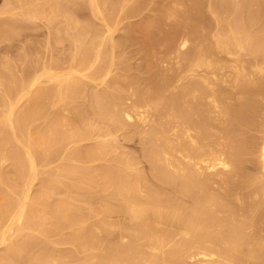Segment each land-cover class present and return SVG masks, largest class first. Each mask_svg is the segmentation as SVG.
Returning <instances> with one entry per match:
<instances>
[{"label":"bare ground","instance_id":"6f19581e","mask_svg":"<svg viewBox=\"0 0 264 264\" xmlns=\"http://www.w3.org/2000/svg\"><path fill=\"white\" fill-rule=\"evenodd\" d=\"M34 1L35 0H2L3 6L0 8V38H5L8 33H13L14 35L18 31L23 21H20L21 24H15V21L17 20V22H19L18 20L20 18L17 16L19 14L21 15L20 11H22V9L26 10L25 8L30 7V10H28L29 16L31 17L30 13L35 14L33 12L38 9V6L35 7L37 3ZM56 1L58 0H47L46 5H42L44 7L47 6L48 16L46 15V10L44 12L46 16L44 17L47 19L45 21L43 17L44 23H40L43 26L45 22L54 23L53 26L47 23L50 27L48 26L49 31L47 30L46 32L48 38L49 35L53 36V38L50 36L53 43L63 42L72 43L71 45L74 44V46L70 47L72 48L71 51L73 50L71 52L72 54L70 53L71 56L69 54V56H67L66 52V56L63 55L64 58L66 57V61L67 57L71 58V60L67 62L62 57H60L62 58L61 60L58 59L59 55L54 53V55H56L55 57H58L54 60H63L62 62H65V65L70 62V64L68 63V71L64 73L52 72L48 68L47 63L45 66L44 63L42 67V64H40L41 69L39 70L33 68L34 70L30 73L28 69L29 75L31 74L29 77L27 73L28 70L25 72L23 70V73L21 71L19 75L15 74L17 70L15 71L12 69L9 57L8 60L10 61L5 58L3 63L1 62L0 64L2 65L0 66V264H88L91 263V260L97 261L98 264H134L135 261V264H137L138 260H142V263L138 262V264H146L149 263V261H147L149 257L145 259L146 257L144 258V254L145 252L148 253L150 249L159 252L158 255V252L156 253L155 251V253H152L150 250V253L147 254L151 255L152 253L155 256L152 258H157L156 260L159 261L157 264H175L176 260L183 259L182 257L186 259V256L190 258L191 261L188 262V259L180 260L181 262L178 264H182L183 261L184 263L187 261V263L191 264L196 256L197 258H195L196 260L194 261L195 264H264V238L262 237L264 236V232L261 229V226L262 228L264 226V123H262L263 125L261 124L262 127L256 125L259 127L257 128L258 134L254 133L255 135H250L249 133L248 136L247 133L250 128V126H248L249 128L247 129V125L252 124L253 126L251 125V129L255 128L256 131L254 125L260 121L264 122V119L258 120L257 118V116L262 113L259 111L260 106L262 107L264 104V75L262 76L261 74L262 77H257L255 80L253 79L254 81L248 79H252L250 76H254L255 71L259 73L257 71H260V69L264 67V12L261 10V5H264V0H209L210 5H208L206 1L207 6L204 5V0H174L173 3L171 2L172 4L170 1L173 0H168L170 4L166 2L167 0H153L155 1L153 6L157 3L154 7H149L152 9H150L151 13H153L147 16L149 11L147 15H144V17L146 16L145 18L142 17V19H144L142 21L141 14L140 18H138L140 20H138V22L135 20L136 23H132L134 20H132L131 23L127 22L125 25L121 23L122 28L119 24L120 27H118V31L120 34H118L120 36H118L115 31L117 34L115 38L110 34L114 32L113 30L117 26L115 24L118 15L123 14L125 18H128L130 13H136L132 12L135 6L138 4L137 7L140 9L141 5L139 4H141V2L145 4L144 2H147L146 0H134L135 2L131 0H63L65 2L63 4L64 10H62L63 7H60L62 10L61 13H59L60 9L58 5L62 3H59V0V4L55 5ZM158 2H163V4H158ZM174 5H178L180 7H178L179 10L176 9ZM148 6L149 3L147 8ZM15 7H18L19 13L13 12ZM40 10H42V8H40ZM142 10L144 12V7ZM227 10L231 11V15L225 14L230 16H226V18L224 13H226ZM1 11H5V15L1 16ZM84 11H87L89 15L88 18L82 16ZM6 12H9L10 15H7ZM23 12L24 14L27 13V11ZM36 14L38 15V13ZM41 14H43V11ZM126 15L128 16L126 17ZM19 17L23 19V17L26 18L27 15ZM40 17L42 16L37 18L39 19ZM96 17L101 20V23H96L94 19ZM167 17H171V20H167L168 23L166 22ZM27 18L25 21L27 20L28 22L29 19ZM31 19L34 20L36 18L31 17ZM110 21L115 22V27L109 24ZM163 22H166L167 25H164ZM24 23L25 22H23V24ZM13 24L16 27H14ZM27 24L29 25V23ZM31 25L32 27L35 26L33 24ZM21 27L20 30H23V32L26 27L31 28L30 25ZM120 28L123 30L120 31ZM31 30L33 29L31 28ZM178 34H181V38ZM177 36L180 38V42L178 40L179 47H189L186 50L184 48V51L179 48L181 50L180 58L178 57L179 49H176L175 54L173 53L175 58H170L172 57V52L175 50L174 45H176ZM43 39L41 41H43ZM23 40L26 39L23 38ZM35 40L36 38L34 41ZM30 42L32 41L30 40ZM35 43L36 42H34V44ZM47 43L48 41L46 44ZM126 43H135L143 47L146 45L147 48L145 50V48L141 47L145 51L143 52L144 60L140 62L141 64L139 63L140 65L137 64L139 65L138 68H135L137 73L134 72L133 69L134 75L131 76V71L126 72L124 70V72L128 73L127 75L131 74L130 77L125 76L126 73L124 75L123 71L111 70L113 67L108 68L117 60H119L117 61L119 63L122 62L120 59L116 58L119 53H116L115 56L114 51L116 47H128L129 50H127L128 48L126 50L131 51V46H125ZM41 44L42 43H40V45ZM25 45L26 44H24V46ZM106 45L107 47H103L102 50L101 46ZM154 45L161 48V50L158 48L161 54L156 50ZM30 46L31 44L29 43V47ZM147 46L150 47L149 52L155 50L163 57L171 55L170 57L168 56L169 60L164 58L168 61H170V59L171 61L175 59V63L177 61L176 57L179 59L177 62H180L181 59L180 65L175 63L179 68L180 66H184V64L186 65V67L184 66L185 69H183L184 67L182 68L184 71L181 69L183 71H180L181 74H189L196 67L197 69L200 67V70L203 68L205 70L203 69L202 72L200 71L203 74L200 73L196 77L189 76L187 78L185 76L186 79L183 82L181 79L182 83L180 82V84H177L175 81L178 78L177 76L181 74L177 75V72L172 73L173 71L170 70L172 72H168L171 74L165 75L167 68H172L170 65L174 68L176 67L175 64L171 62L172 64L166 66L167 63L165 61L167 60L162 58L164 63H166V68L163 65L166 72L164 68L163 70L162 68H156L158 65L162 66L163 62L160 63L159 61L161 58H159L160 60L157 59L159 55L156 53V56L154 53L156 56L155 59L160 63L157 66L154 65L156 64V60L153 59V51L151 53H146L149 49ZM39 47L40 46H38L37 49L35 46L36 51L41 48ZM52 47L53 46H51V48ZM63 47L65 49V46ZM63 47H59L58 49L61 48L63 50ZM88 47L98 48L93 57H89L91 54H88V52H91V50ZM70 48H68V50ZM27 49L29 50V48ZM33 49L32 47V50ZM44 49L46 50V46ZM117 49L120 51L119 47ZM123 49L122 47V50ZM42 50L40 49V51ZM36 51L32 57L30 55V57L25 55L29 57V59H27L28 61L25 60L28 62V65L23 60L24 67L26 65L28 67L29 65L35 67L38 64L36 54H39V52ZM127 51L124 52L123 50V53H127ZM30 53L32 52H27V54ZM63 53L64 52L61 54ZM123 53L120 54L124 55ZM143 53L138 54L141 56ZM47 54L50 56L49 53ZM47 54L45 56L46 58ZM147 55H149V58ZM249 55L252 56L251 60L248 57ZM247 58L249 61H247ZM45 59H43V61L47 62L48 60L45 61ZM150 59H152L153 62L155 60V63ZM51 60L49 59V62H51ZM15 61L13 62L12 60L13 64H15ZM20 61L19 59V62ZM40 61L42 62V60ZM56 61H53L54 65ZM105 61L107 62L102 63ZM95 62L97 65L98 63L100 65H98V67L94 66L93 64ZM182 62H184L183 65H181ZM116 63L114 65H116ZM101 64H105V67L107 65V69L105 70V67H102ZM246 64H252V70L250 69V71H248V65ZM115 68H117V66H115ZM53 69L56 68L53 67ZM123 69L124 68H122V70ZM263 69L264 68H262V70ZM2 70L3 73L5 72L4 74ZM177 70L179 69L177 68ZM253 70H255L254 73ZM111 71L114 72L110 74V76L109 72ZM225 72H230L229 74L232 77H230L231 81L234 82L225 81V78L230 76H227ZM224 75L226 77H223ZM99 76H101V78L105 76L108 77L107 79H105L106 77L104 78V82L102 81L103 86L101 87L99 82H95L96 84H92V89L94 88V90L85 91V82H87V80L85 82L83 81L86 78L93 80L98 77L99 79ZM41 78L44 84L39 86L38 83L42 81L40 80ZM226 80L228 79L226 78ZM177 81L180 80L178 79ZM222 82L226 84L225 86L231 83L230 86L233 85V87L231 86L233 91H235L234 83H236L235 87L237 91L239 90V94L236 91L238 95H233V92H231L232 90L224 87ZM39 84H41V82ZM97 84H99V87L97 86L99 89H95L96 86L94 85ZM132 87H137L140 92L142 87H146V90L142 89L144 92H141V94L138 90L134 91L136 88L133 89L136 94L139 92V97L133 96L137 100L136 103H134V98L130 97L129 94ZM206 87H210L211 89L207 88V93L204 94L206 98H201L200 100L210 99L211 97L212 104L214 103L215 107L217 105V108H214L215 112L219 110L218 106L222 108V110L220 109V111H218L219 114L217 113L219 116L222 115L221 117L217 116L215 118L216 114L209 110V108H212V104L211 107H209L211 99L208 100V102L204 100L206 103L203 101L200 104L194 102L197 104L196 106L190 102L193 98H196V92L199 93L203 89L206 91ZM222 88H226L229 90V94H232L231 96L228 94L231 97H229L230 99L235 96V98L232 99L233 102L235 101L233 104H230L231 101L227 98L228 96H226L228 100L222 97V101H229L230 105H225L227 102L224 104L221 99L222 105H218L220 101H217L215 97L211 96L213 93L208 92L212 91L214 95L216 93L215 91L218 92V95H221V92H223L222 95L227 94L228 92ZM127 90H129V92ZM164 91L171 93L168 94L166 92L167 95H165L166 93ZM87 92L89 93L87 94ZM191 92L195 94V97H192L193 95ZM208 93L210 96L207 95ZM125 94H128V99H133L132 105H130V99L127 101H129V106L134 105L131 109L135 107L133 110L135 115L132 114V111L129 113L126 110L128 106L124 103L126 102L124 100V98H126ZM189 95L192 96L190 97ZM202 95L200 94L199 96L201 97ZM215 96L216 98L219 97L217 95ZM256 96L261 97L259 101L262 102L260 104L259 101L255 99ZM77 97L78 100H81L78 101ZM188 97L191 98L190 101ZM73 98L76 99L74 100ZM194 99L193 101H195ZM72 100H77L78 102H72ZM122 100H124V102ZM122 102L123 106L126 105L124 106L126 107L125 109L124 107L122 109ZM141 103H143V108L144 106L148 107L147 109L144 108L146 111L142 109ZM207 103H209V105H206ZM140 109L144 112H141ZM148 109H151L154 114L156 111L155 116H161L160 119H155L153 112H151L150 116L148 114L149 117L146 116ZM158 110L160 112L159 115H157L159 113H157ZM194 111L198 112V118L196 119L195 117L193 120L192 113ZM209 111L210 113L208 114ZM85 112L90 113L87 114L89 117H91L90 115L92 114L95 120H100L99 122L102 120L103 122L108 121V126L112 125L113 128L121 126L118 128V131L120 132L119 129H121L123 134L125 131L122 130V125H126L127 121L129 124L130 121L134 120V125L131 122L130 125L127 124L129 128L132 125L134 126L130 128H133V130H129V133L135 130L139 132L137 129L139 126H141L140 131H143V123L146 124L145 126L148 124L146 128L144 127L143 134L142 132L138 134L140 139L142 135L144 139L147 140V144H145V140L142 139L144 145H147L146 148L145 146L143 147L145 149L144 152H142V156L147 159L145 161L150 163V172H146L148 169H144L146 170L145 172L148 174L150 173L155 180L157 179L156 183L157 181L159 183L160 180L163 181L162 184H164V181L169 183L172 186L171 188L177 191L176 193L180 192L182 197H185L187 201L184 200L183 203L179 198H176L178 195L173 194L174 191H171L172 189L170 190L172 193L169 191L171 194L168 193V191L156 189L153 186L154 183L152 185V181L150 182V179H147L149 176L145 179V177L141 175V171L138 170L141 168L140 165V168H137L136 165L130 162V159L128 161L126 157L125 163L128 161V163L130 162L131 164H125L123 162L125 159L122 154L121 156H119L120 154L117 155L119 150L117 151L116 147H114L115 145H112L114 142L111 140L108 141L109 137L107 135L109 132H112L111 136H113L115 132H113V130L106 132L105 130V134H107L106 137L105 134L103 135L100 131H103L105 128H99L102 127L103 123H101V125L99 124L98 127L100 133H98V130V132L95 130L97 134H94L95 139L96 136L100 137L102 135L108 140L102 137V139H94L95 142L91 144H87V141L83 143L85 139L90 138L92 135L90 131L97 129H93L91 126L93 125L94 127V124H92L93 118H90V121H92L91 123L88 122L89 120L86 121V116V119L83 117V114L86 115ZM258 112L260 113L258 114ZM148 113H150V110ZM71 114H75V117L70 116ZM262 115L264 116V114H261L260 117H263ZM132 116H137L138 119H136L138 123L135 122L136 119H134V117L132 118ZM147 117L150 119L148 123L146 122L148 121ZM124 119L128 120L125 121ZM139 123L141 125L138 126ZM171 125L173 127L172 132L169 129ZM178 125L184 128L181 132L186 134L185 136H181L180 132L178 133ZM128 126H126V128ZM212 127L216 128L217 131ZM243 127H245L247 131H245ZM209 128H212V132L216 131V133H212V136L218 133V138H216L215 135L214 138L216 139H209ZM190 129H194L193 131H196V133H192L193 131H189L190 133H188ZM124 130L126 129L124 128ZM253 131L254 130H252V133ZM246 133L247 136L244 135L245 137H243L242 135ZM220 134L225 136L229 135V139L233 136L235 139L234 140L232 137L233 141L232 139L229 141L228 151L221 149L223 148L221 147L223 143L222 139H220ZM127 135L129 134L127 133ZM91 138H94V136H91ZM135 138L137 139V137ZM221 138L224 140L223 136ZM69 139L72 141L71 143ZM215 146H219L222 151L219 149L217 152L219 147L214 148ZM7 147L8 149L6 150ZM204 148L211 153L213 149L214 151L216 149L217 154L213 156L214 158H211L212 160L210 159L211 155H209V153H206L208 157L204 155L203 151V156L199 155L200 149L202 150ZM116 151L117 154L115 153ZM140 154L141 152L139 153V157ZM132 155L134 156V154ZM129 156L130 154L127 157ZM141 158L144 160L143 157ZM198 159L202 160L203 163H201V165H206L205 169L207 168V172L211 170L210 168H215V166L220 165L225 167L226 172L228 171L229 173L232 172L231 170L233 169L230 166L234 167V165L238 164L234 169H238L239 175L235 170L230 174L235 177L237 173L239 178H244L247 181L246 187L248 190L250 189V192L247 191L246 193V202H244V198L239 201V209L241 210L239 211L241 214L239 219L234 217L233 212L235 210L233 207H230L232 206L231 202L226 201L228 197L225 199L226 196H220L219 194L222 192L218 195L216 194L218 191H221V186L225 188V181L220 185L218 191L216 190L217 188H215L220 184H218V182H220L219 177H221L222 181L225 176L222 177V175L219 174L220 176H216L218 178H213L214 180H219L215 182L212 180V177H210V175H213L210 173L212 170L209 172L210 175L206 171L207 174L201 175L199 172L202 168L199 170L200 168L197 164L200 161ZM132 160L133 162L136 161L135 157H132L131 161ZM245 161L247 165L249 162L250 165L257 166L256 168L259 172L255 170L256 168H253L254 170L251 171L256 175H251L250 172L248 174L247 172L250 171L248 170L249 168L247 169L248 171L243 169L247 174L243 170L241 171ZM52 162L55 163L50 165ZM4 163L7 165L4 166ZM228 166L229 168H227ZM218 169L217 172L219 173L223 168L221 170ZM217 172L213 171V173H216L215 175L218 174ZM236 177L234 179L229 178L231 184L229 180V182L226 180L228 177L224 179L228 182V184H226L228 186L227 188H229L227 195H229L230 187L232 185L235 186L234 181H236ZM210 178L212 182H215L211 185L216 184L215 187L214 185L212 186L215 188V192H213L214 190L211 192V188H208L210 194L207 195L206 193L208 192H206V190ZM60 187H62L61 190H59ZM164 187L166 188L167 186L164 185ZM232 187L231 189L234 188ZM56 189L59 191L57 190V192H55ZM233 190H231V194ZM223 191L225 192V190ZM250 194L251 196H249ZM232 195L231 197H233ZM236 195L240 197V194L237 193ZM235 197V199L238 198V196ZM93 199L97 200V203L94 202L95 205L93 204ZM237 202L235 200L236 206L238 205ZM224 207L228 208V212H221L225 209ZM221 208L222 210L219 214ZM236 209L239 210L237 207ZM113 211H117V214H122L124 216L123 219L125 218L128 220H126L127 222L123 224L121 228L117 223L119 221H116L117 226L122 230L123 237L125 236L121 239L125 240L126 236L132 235L134 238L141 237V241L137 240V242H134L133 240L135 239H129L127 241L123 240V242L119 239H115L107 240L104 243L100 240L103 237L98 235L101 230L109 231L110 229H115L112 228L114 225L113 223H111L113 225L108 224L106 223L108 222L106 219V221L102 219L103 215H108V213L111 214ZM239 212L237 211L238 215ZM227 213L230 214L228 215ZM246 215H248V218H251L248 220L249 222L247 221L248 224L243 222ZM94 217L100 218V221L97 222L98 224L92 221ZM142 218L144 221H141ZM161 219H169L170 223L167 221L168 224ZM97 220L95 219L94 221ZM160 221L166 222L167 226L163 225L152 230L151 226L154 228L156 224L161 225ZM178 222L184 224L181 225L183 227L185 225L189 226V230L184 231L182 234L177 230V233L181 235L177 237L178 234H176L177 239H172V243L166 244L169 238L168 236L173 232L175 223L178 224ZM246 225L254 227V229H250L251 232L254 230L251 234L246 232L249 229L248 226L247 229ZM245 229L247 230L245 231ZM258 230H261V233ZM107 235L108 233L106 232V236ZM52 236H55L56 239H54L55 237L52 238ZM171 237L172 236H170L169 240H171ZM105 238L107 239V237H104V239ZM247 242H250V246L247 245L249 248L247 249L246 247L247 250H245V248H240L242 246L239 245L244 243L247 244ZM66 243H68L70 248L64 250L65 247H62L63 244ZM170 245L174 246V248L172 247V249ZM141 246L146 248H143L145 252L142 251ZM244 246L246 245H243V247ZM168 247L171 249L167 250ZM89 249H91L90 253ZM84 250H87V254L85 253L86 255L84 253V255L81 254ZM133 260H135L134 263ZM95 262L93 263L97 264Z\"/></svg>","mask_w":264,"mask_h":264},{"label":"rangeland","instance_id":"374dc122","mask_svg":"<svg viewBox=\"0 0 264 264\" xmlns=\"http://www.w3.org/2000/svg\"><path fill=\"white\" fill-rule=\"evenodd\" d=\"M38 1H39V0H35V1H34V2L37 3V5H36V3H35L36 6H35V5H34V6H35V7L38 6V7H37L38 9H37L35 12H33V13H35V14L38 13V15L36 14V15H37V16H36L35 14L30 13V14H31V17H32V18H36V19H34V20L31 19V17L29 16V11H28V10H30V7H27V8H25L26 10H23V9H22V11H20V12H21V15L19 14V15L17 16L18 18H20V19L18 20L19 22H17V20L15 21V24H21L20 21H21V22L23 21V22H25V23L23 24V22H22V25H21V26L24 27V26H29V25H30V27H31L33 30H31V28H27V27H26V29L24 28V29L26 30V31L24 30V32H25V33H24L23 30H20L22 27L19 26V25H17V26L20 27V28L18 27V28H19L18 31H17L18 33L16 32L14 35H13V33H8V34H6V35H7L9 38H8L6 35H4V36H6L5 38L3 37L4 39H3L2 37H1L2 39L0 38V57L2 58V59L0 58V60H1V61H0V64H1V62L3 63V61H4L5 58H7L6 60H8V57H9V59L11 60L10 65L12 66V69H13V70H15V71L17 70V72L15 73V74H17V75H19V73H20L21 71H22V73H23V70H24V72H25V71H27V70L29 69V70H30V73L32 72V70H34L33 68H36V69L39 70V69H41V67L43 66L44 63H45L44 66H45L46 63H47L48 68H49L52 72H56V73H64V72L68 71V69H69V67H68V63L70 64V62L66 63V65H65V62H62L63 60H62V61H60V60L63 58V59L66 61V59H65L66 57H65V58L63 57V55L66 56V55H65V52H66L67 56H69V55L71 56V54H72L71 52H72L73 50L71 51L72 48H70V47L74 46V44L71 45L72 43L70 44V43H63V42H59V43H56V44H55V43H53L52 40H51V39L53 38L52 35H49V38L47 37V33H46V32H47V30L49 31V27H50L51 25L53 26L54 23H53V22H51V23H48V22H47V23L50 25V26H49V25H47V23L45 22L44 26L42 25V24L44 23V20L46 21V19H47V18H45L44 16H46V15L48 16V14H47V13H48L47 6L44 7V6L46 5V3H47V0H40V1H39V2H40V6H39V2H38ZM131 1L135 2L134 0H131ZM143 1H145V0H143ZM146 1L149 3L148 8H147V5H148L147 2H144L145 4H142V2H141V4H139V5H141V6H140V9L137 7V6H138V4H137V5L135 6L134 10H136V9H138V10H136V11L133 10L132 12H136V13H135V14H134V13H133V14L130 13L131 16H130V15H129V16L126 15V17L128 16V18H125V15H123V14H122V15L119 14V15H120V18H122V19H120V18H119V15H118L117 20H116V24H115V25H117L116 27H117V28L120 27L121 23H124V24H122V25H125L127 22H128V23H129V22L131 23L132 20H134V21H132V23H136L135 20H137V22H138V20H140V19H138V18H140L141 14H142V16H141V21L144 20V19H142V17H144V15H147L148 12L150 11V9H151L152 7H154V6L157 4V3H156V4H154V6H153V3H154L155 1H153V0H146ZM156 1H157V0H156ZM158 1H159V0H158ZM206 1L208 2V5H210L209 0H204V5L207 6V2H206ZM41 2H42V3H41ZM58 2H59V0L55 2V5H56V4L58 5L59 3H62V4H61L62 6H61V5H58V6H59V9H60V10L58 9V10L60 11L59 13H61L62 10H64V6H63V4H64L65 2H64L63 0H60L59 3H58ZM151 2H152V3H151ZM163 2H164V1H163ZM163 2H162V3H161V2H160V3L158 2V4H163ZM166 2L168 3L169 1L167 0ZM171 2L173 3L174 0H173V1H170V3H171ZM146 3H147V4H146ZM167 3H166V4H167ZM170 3H168V4H170ZM172 3H171V4H172ZM263 3H264V2H263ZM263 3H262V4H263ZM43 4H44V6H42ZM164 4H165V2H164ZM55 5H54V6H55ZM143 5H144V6H143ZM151 5H152V6H151ZM2 6H3V2H2V0H0V8H1ZM58 6H57V7H58ZM142 6L144 7V12L146 13V11H147L146 14L143 12V10H142L143 7H142ZM174 6H175V5H174ZM261 6H262V9H261ZM261 6H260V9L263 10V12H264V8H263L264 5H261ZM32 7H33V6H32ZM55 7H56V6H55ZM60 7H63V9L61 10ZM133 7H134V6H133ZM145 7H146V9H145ZM149 7H151V8H149ZM178 7H179L178 5L175 6V8L179 10L180 7H179V8H178ZM40 8H42V10H40ZM44 8H45V9H44ZM175 8H174V9H175ZM13 9H14V8H13ZM43 9H44V10H43ZM147 9H148V10H147ZM260 9H259V10H260ZM18 10H19L18 7H15V9L13 10V12H14V13L18 12V13H19ZM46 10H47V11H46ZM151 10H152V9H151ZM23 11H27V13L24 14ZM42 11H43V14H41ZM45 11H46V15H44V14H45V13H44ZM22 12H23V13H22ZM40 12H41V13H40ZM225 12H226V11H225ZM260 12H261V11H260ZM263 12H261V13H263ZM86 13H87V11H86V12L84 11L82 16H83V17L86 16V17L88 18L89 15H88V13H87V14H86ZM152 13H153V12H152ZM152 13H151V11H150L149 14H148L147 16H149V15L152 14ZM230 13H231V11L227 10V12L224 13V15H225V14H227V15H231ZM6 14H7V15H10L9 12H6ZM40 14H41V15H40ZM85 14H86V15H85ZM2 15H5V11H4V12L1 11V16H2ZM24 15H27V17H30V18H27V17H26V18L29 19L30 21L28 20V22H27V20L25 21L26 18L23 17V19H21L22 17H19V16H24ZM138 15H139V16H138ZM227 15H225V17H226ZM35 16H36V17H35ZM39 16H42V17H40V18L38 19L37 17H39ZM121 16H122V17H121ZM133 16H134V17H133ZM43 17H44V20H43ZM123 17H124V18H123ZM130 17H131V18H130ZM145 17H146V16H145ZM145 17H144V18H145ZM227 17H230V16H227ZM227 17H226V18H227ZM129 18H130V19H129ZM94 19H95L96 23H101V20H99L97 17L94 18ZM94 19H93V20H94ZM124 19H125V20H124ZM127 19H128V20H127ZM31 20H32V22H31ZM36 20H37V21H36ZM38 20H41V21H38ZM112 20H113V19H112ZM120 20H121V21H120ZM167 20H168V21L171 20V17H167V18H166V22H167ZM42 21H43V22H42ZM95 21H94V22H95ZM98 21H99V22H98ZM114 21H115V20H114ZM114 21H113V22H112V21L109 22V24H111L112 27H113V26L115 27V25H114L115 22H114ZM119 21H120V22H119ZM141 21H140V22H141ZM30 22H31V23H30ZM35 22H37V23H35ZM40 22H41L42 24H41ZM111 22H112V23H111ZM117 22H119V23H117ZM166 22H165V23L163 22L164 25H165V24L167 25L168 22H167V23H166ZM27 23H29V25H28ZM38 23H40V24H38ZM26 24H27V25H26ZM31 24H33V25H35V26L32 27ZM119 24H120V25H119ZM13 25H14V24H13ZM36 25H37V26H36ZM40 25H41V26H40ZM122 25H121V28H122ZM11 26H12V25H11ZM38 26H39V27H38ZM48 26H49V27H48ZM5 27H6V26H5ZM12 27H13V26H12ZM14 27H16V26L14 25ZM34 27H35V28H34ZM45 27H46V28H45ZM116 27H115L114 30H113L114 32H113V33L111 32V34H110V35L113 36V38H115V37L117 36L118 33L120 34V32L118 31L119 28L117 29ZM47 28H48V29H47ZM121 28H120V31L123 30V29H121ZM116 29H117V30H116ZM19 30H20L21 32H20ZM115 31L117 32V34H116ZM28 32H29V33H28ZM30 32H31V33H30ZM22 33H23V35H22ZM45 33H46V34H45ZM114 33H115V36H114ZM121 33H122V32H121ZM10 34H11V36H10ZM19 34H20V35H19ZM119 34H118V36H120ZM15 35H16V36H15ZM21 35H22V36H21ZM44 35H45V36H44ZM110 35H109V36H110ZM180 35H181V34H178V36H180ZM43 36H44V39H43ZM50 36L52 37L51 39H50ZM178 36H177V38H176V39H177V42H175L176 45H177V43H178V40L181 38V36H180V38H179ZM34 37L36 38L35 41H34V39H35ZM10 38H11V39H10ZM15 38H17V39H15ZM23 38H25L26 40H23ZM31 38H33V39H31ZM46 38H47V39H46ZM42 39H43V41H41ZM48 39H50L51 41L48 40ZM30 40H31L32 42H30ZM37 40H38V41H37ZM27 41H28V42H27ZM44 41H46V42L48 41V43L46 44V42H44ZM23 42H24V43H23ZM25 42H26V43H25ZM34 42H36V43H35L36 45L34 44ZM85 42H86V41H85ZM85 42H84V43H85ZM179 42H180V40H179ZM29 43L31 44L30 47H29ZM37 43H38V44H37ZM40 43H42V44H41L42 46L40 45ZM50 43H51V44H50ZM52 43H53V44H52ZM84 43H83V44H84ZM24 44H26V45L24 46ZM59 44H60V45H59ZM67 44H68V45H67ZM69 44H70V45H69ZM37 45L41 47V48L39 47L41 50L43 49L42 51H40V49L37 50V51L39 52V54L37 53L38 55L35 53L36 56H37V59H38V64H37L38 67H37V65H36L35 67H34V66L32 67L31 65H29V67H28V66H27V65H28L27 63H28V62H26L25 60L29 59L30 56H31V57L34 56V52L36 51V48L38 49V46H37ZM43 45H44V46H43ZM47 45H48V46H47ZM49 45H50V46H49ZM61 45H62V46H61ZM129 45L131 46V47H130V48H131V49H130L131 51H127V50H129V48H128V47H124V46H118L119 49H120V51L117 49L118 47L115 48V51H114V52H115V56H116V53H117V54L119 53V55L116 56V58H117V59H120L122 62H123V61H124V62H123V63H122V62L119 63V62H117V61H119V60H117V61H115V63L117 62L116 65H114L115 63H113L112 65H114V66L111 65V67H108V68H112V67H113L111 70H114V71H120V72H121V71L124 72V70H125L126 72L131 71L130 73H132V75H131L130 73H129V74H130L131 76H133V75H134V72H136V69H135V68H136V67L138 68V66L141 64L140 62L144 60V57H143V56H144V53H143V52H145V51H144L143 48H145V50H146L147 48H146V45L143 47V46L137 45V44H135V43H130V44H127V43H126L125 46H129ZM134 45H135V46H134ZM176 45H174V46L176 47ZM21 46H22V47H21ZM26 46H27V47H26ZM35 46H36V48H35ZM45 46H46V50L44 49ZM51 46H53V47L51 48ZM63 46H65V49H64ZM68 46H69V47H68ZM136 46H137V47H136ZM154 46H155V45H154ZM32 47L34 48V49H33L34 51L32 50ZM47 47H48V48H47ZM59 47H61V48L63 47V50H62L61 48L58 49ZM67 47L70 48V49L68 50ZM99 47H100V46H99ZM103 47L106 48L107 45H106V46H101L102 50H103ZM122 47L124 48V49H123L124 52L127 51V53H123ZM135 47H136V48H135ZM141 47H143V48H141ZM147 47H148V46H147ZM175 47H174L175 50L172 52V57H170L171 55H170V56L168 55L170 58H175V56L173 55V53L175 54L176 49H179V48H180L182 51H184V48H185V47H179V43H178V46H177L176 48H175ZM188 47H189V46H187V47L185 48V50L188 49ZM27 48H29L30 51H29ZM30 48H31V49H30ZM88 48H90V50H91V52L89 51L88 54L90 53V54L92 55V56L89 55V57H93V56L95 55V52H97L98 48H97V47H95V48H94V47H88ZM96 48H97V49H96ZM101 48H100V49H101ZM127 48H128V49H127ZM148 48H149V49L147 50L148 52L146 51V53H151V52L153 51V55H154V53H155V54H156V53L158 54V52H156L155 50H152L151 52H149L150 47H148ZM151 48H152V47H151ZM155 48H156V50H158V48L161 50L160 47L155 46ZM155 48H152V49H155ZM21 49H22V50H21ZM24 49H25V50H24ZM52 49H53V50H52ZM57 49H58V50H57ZM66 49H67L68 51H70V52H68ZM95 49H96V50H95ZM100 49H99V51H100ZM116 49H117L119 52H118ZM126 49H127V50H126ZM180 49L178 50V51H179V53H178V55H179L178 57H179V58H180V54H181V50H180ZM19 50H20V51H19ZM48 50H49V51H48ZM50 50H52V51H50ZM64 50H66V51H64ZM93 50H94V51H93ZM132 50H133V51H132ZM18 51H19L20 53H19ZM23 51L25 52V54H24ZM37 51H36V52H37ZM44 51H45V52L47 51L46 54H47V53L50 54V56L47 54V58H48V59L45 57L46 54L44 55V53H45ZM58 51H59V52H58ZM87 51H88V50H87ZM92 51H93V52H92ZM99 51H98V52H99ZM116 51H117V52H116ZM154 51H155V52H154ZM158 51H159V50H158ZM16 52H17L18 55L16 54ZM27 52H28V53H29V52H32V53L27 54ZM40 52H42V53H40ZM43 52H44V53H43ZM56 52L59 53V54H57ZM62 52H64V53L61 54ZM67 52H68V53H67ZM135 52H136L137 54H136ZM159 52H160V54H161V51H159ZM54 53H55L56 55H59V56H58L59 58L57 57L58 59H60L59 61H58V60H57V61L54 60V59H57V58L55 57L56 55H54ZM70 53H71V54H70ZM92 53H94V54H92ZM120 53H123L124 55H121ZM138 53H140V54L143 53V55L140 56ZM146 53H145V54H146ZM60 54H61L62 56H61ZM68 54H69V55H68ZM157 54H156V56H157ZM170 54H171V53H170ZM15 55H16V58H15ZM21 55H22V56H21ZM25 55H27V56L30 55V56H29V57H26ZM40 55H41V56H40ZM51 55H52V57H51ZM158 55H159V54H158ZM19 56H20V57H19ZM39 56H40V58H39ZM48 56L51 57V58H49ZM120 56H122V57H120ZM127 56H128V58H127ZM147 56H148V58H149V55H147ZM147 56H146V57H147ZM150 56H151V55H150ZM156 56L154 55V58H153V59H155ZM160 56H161V55H159L157 59L161 58L162 61L159 59V60H160L159 62H160V63L163 62V64H162V66H161V65H158V64H160V63L157 61V59H155V60H156V64H154V65H156V66L158 65L157 67L155 66L156 68H162V70H163V68H164V66H165L166 63H167L166 66H167L168 64H169V65L172 64L171 62L174 63V60H175V59H174L173 61H171V59H170V61H168V60H169V57H168V56H167V57H163V56L160 57ZM176 56H177V55H176ZM12 57H13V58H12ZM17 57H18V58H17ZM44 57H45L46 59H45ZM60 57H62V58H60ZM123 57H124V58H123ZM141 57H143V58H141ZM146 57H145V58H146ZM151 57H152V56H151ZM178 57H176V60H177V61H179ZM248 57L250 58V60L252 59V56H251V55H249ZM14 58H15V59H14ZM21 58H22V59H21ZM23 58H24V59H23ZM52 58H53V59H52ZM121 58H122L123 60H122ZM162 58H163V59H164V58H167L168 60H167V59H164V60H167L168 62L165 61L166 63H164V60H163ZM19 59L21 60L20 62H19ZM43 59H45V61H47V60H48V61H47V62H44ZM49 59H50V60L52 59L53 61H56V64H57V62H58V64L62 62L65 66H64L62 63L59 64L60 66H59L58 64H57L58 66H57L56 64H55V65H56V66H55V65H54V62H53L52 60H51L52 63L49 62ZM125 59H127V60H125ZM10 60H8V61H10ZM12 60H13V62L16 60V61H15V64H16V65L13 64ZM17 60H18V61H17ZM23 60H24V62L27 64V65L25 64V65H26L25 67H24V62H23ZM40 60H42V62H41ZM69 60H71V58H70V57H67V61H69ZM150 60H152V59H150ZM155 60H154V62H153V60H152V62L155 63ZM27 61H28V60H27ZM67 61H66V62H67ZM177 61H176L175 63H176V64L178 63V65H180L179 63L181 62V59H180V62H177ZM182 61H183V60H182ZM247 61H249L248 58H247ZM18 62H19V65H18ZM106 62H107V61L102 62V63H106ZM157 62H158V63H157ZM118 63H119V64H118ZM139 63H140V64H139ZM175 63H174V64H175ZM183 63H184V62H182L181 65H183ZM250 63H252V62H250ZM40 64H42L41 67H40ZM50 64H51V66H50ZM52 64H53V66H52ZM137 64H139V65H137ZM176 64H175V66L177 67ZM61 65H62L64 68H63ZM93 65L96 66V67H98V65H100V64L98 63V65H97L96 62H95ZM104 65H105V64H101L102 67H105ZM120 65H121V66H120ZM136 65H137V66H136ZM163 65H164V66H163ZM246 65H248V66H247V69H249L248 71H250V69L252 70V68H253V67H251L252 64H246ZM0 66H2V65H0ZM14 66H15V67H14ZM30 66H31V67H30ZM47 66H46V67H47ZM115 66H117V68H115ZM159 66H160V67H159ZM166 66H165V68H166ZM184 66L186 67L185 64H184ZM184 66H182V67L180 66V68L177 67V68L179 69V70H177L176 67H174V68H176V69H174L173 66L170 65V67H172L175 71H174L172 68H169V67H168L169 69L167 68V72H166V69L164 68V69H165V72H166L165 75H167V74H171V73H169V72H172V71H173L172 73H174V72L176 73V72H177V73H178L177 75H179V74H181V72L184 71V70H183V69H185ZM53 67H55L56 69H53ZM58 67H59V69H58ZM99 67H100V66H99ZM120 67H121V70H120ZM126 67H127V68H126ZM183 67H184V68H183ZM17 68H18V69H17ZM25 68H27V69H25ZM30 68H31V69H30ZM67 68H68V69H67ZM122 68H124V69L122 70ZM182 68H183V69H182ZM199 68H200V67H198V69H199ZM262 68H264V67H262ZM262 68L260 69V71H257V72H259V73H256V71L253 70V73H254V71H255V73H254V76H253V75L250 76L252 79L248 78V76H247V78H248L249 80H251V81H254L257 77H262V76L264 75V71H263L264 69L262 70ZM2 69H3V67H2ZM21 69H22V70H21ZM36 69H35V70H36ZM103 69H104V68H103ZM106 69H107V65H106V67H105V70H106ZM115 69H116V70H115ZM117 69H118V70H117ZM128 69H129V70H128ZM133 69H134V72L132 71ZM181 69H182L183 71H182ZM196 69H197V67L193 70L195 74L193 73V71H191V73H193V74H191V73H189V74L186 73V74H185V73H184V74L179 75L180 77L177 76L178 78L176 79L175 82H176L177 84H180L181 79H182V82H183V81L186 79V77H187V78H188L189 76H191V77H196V76H198V75L203 71L204 68L201 69V70H200V69H199V70L197 69V70L199 71V73H198V71H197ZM29 70H28L27 73H28V76L30 77L31 74L29 75ZM127 70H128V71H127ZM170 70H172V71H170ZM204 70H205V69H204ZM15 71H14V72H15ZM85 71H87V70H85ZM114 71L109 72V75L112 74ZM168 71H169V72H168ZM180 71H181V72H180ZM196 71H197V72H196ZM200 71H201V72H200ZM248 71H247V72H248ZM126 72H124L123 74L125 75ZM162 72H164V71H162ZM165 72H164V73H165ZM0 73H1V72H0ZM2 73H3V70H2ZM4 73H5V72H4ZM4 73H3V74H4ZM136 73H137V72H136ZM136 73H135V74H136ZM225 73L227 74V76L230 75V74H229L230 72H228V73L225 72ZM127 74H128V73H126L125 76H129V77H130V75H127ZM201 74H203V73H201ZM258 74H259V75H258ZM261 74H262V76H261ZM0 75H1V74H0ZM109 75H106V76H109ZM28 76H27V78H28ZM106 76H105V77H106ZM110 76H111V75H110ZM185 76H186V77H185ZM105 77L101 78V76H99V79H98V77H97V78H95V79H93V80H92V79L89 80V78H86V79L83 81V82H85V81L87 80V82H85V83H86V85H85L86 87L84 88L85 91L94 90V88L92 89V87H93L92 84H96V83H98V82L101 84L100 86L102 87V86H103L102 83L104 82L105 79L108 78V77H106V78H105ZM184 77H185V78H184ZM223 77H226V76L224 75ZM230 77H231V75H230L229 77H226L228 80H226V78H225V81L230 82V81H231V78H232V77H231V78H230ZM100 78H101V79H100ZM104 78H105V79H104ZM178 79H179L180 81H177ZM229 79H230V80H229ZM253 79H254V80H253ZM40 80H42V81H40L41 84H39L40 82L38 83L39 86L42 85V84H44V83H43V79L41 78ZM91 80H92V81H91ZM94 80H95V81H94ZM96 80H98V81H96ZM88 81H90V82H88ZM102 81H103V82H102ZM225 81H224V82H225ZM92 82H94V83H92ZM95 82H96V83H95ZM175 82H174V83H175ZM182 82H181V83H182ZM224 82H222V85H224V87H227V89L232 90L233 85H231V86H232V87H231V86H230L231 83H228L227 86H225L226 84H225ZM227 82H226V83H227ZM231 82H234V81H231ZM85 83H84V84H85ZM88 83H90L91 85L88 84ZM223 83H224V84H223ZM232 84H233V83H232ZM87 85H88V86H87ZM98 85H99V84L94 85V86H96L95 89H99V88H97ZM90 86H91V88H90ZM228 86H229V87H228ZM235 86H236V83H234V88H235V89L233 88L235 91L232 90L231 92H233V93H232L233 95L237 96V95L239 94V90L237 91V90H236L237 88H236ZM98 87H99V86H98ZM87 88H88V90H87ZM134 88H136V90H134V91H137V90H138L137 87H134ZM134 88L132 87L131 92H129V90H127V91L129 92V94H130V97H132V98H134L133 96H138V97H139L138 94H139L140 90H138L139 92H137L138 94H136V93L133 91ZM207 88H208V89H211L210 87H206V88H205L206 91H204V89H203V90L201 91L202 93L204 92L203 95H202L201 92L197 93L196 91H192V92H196V98H195V99L193 98L195 101H193V99L191 100V98H189V97H188V98H189L188 100H189V101L191 100L190 102H192V103L194 104V106L197 105L196 103H199V104L202 103V101L205 102V101L207 100V102H208V100H210L211 97H210V99H206V100L204 99L205 101H204L203 99L200 100L201 98H206V95H204V94L207 93V90H208ZM0 89H1V88H0ZM142 89H143V90H146V87H142ZM142 89H141V92H144V91H142ZM222 89H225L226 92L229 91V90H227L226 88H222ZM222 89H221V90H222ZM170 90H172V89H170ZM170 90H169V91H170ZM225 90H224V91H225ZM127 91H126V92H127ZM236 91L238 92V94H236ZM128 92H127V93H128ZM141 92H140V94H141ZM164 92H165V91H164ZM166 92L168 93V91H166ZM166 92H165V93H166ZM192 92H191V94H192ZM208 92H209V93H213V94H211V96L215 97V99H217V101H220V99H221V101H222L224 97L226 98V96H228L227 98H229V97L232 95V94H229V92H228L227 94H223V95H222L223 92H221V95L219 94V95H220V96H219V95H218V92L215 91V92H216L215 95L219 96L218 98H216V96L214 95V92H212V91H208ZM231 92H230V93H231ZM234 92H235V93H234ZM88 93H89V92H87V94H88ZM131 93H132V94H131ZM133 93H135V94H133ZM167 93H166L165 95H167ZM169 93H171V92H169ZM169 93H168V94H169ZM209 93L207 94L208 96H210ZM85 94H86V93H85ZM200 94L202 95L201 97L199 96ZM228 94H229L230 96H229ZM131 95H132V96H131ZM192 95H193V96H192ZM192 95H189V96H190V97H191V96H192V97H195V94H192ZM125 96H126V98H124V100H125L126 102H124V100H122V101L128 106V108L124 107V106H126V105L123 106V102H122V109H123V107H124V109L126 108V110H127L129 113H131V111H132V114H134L133 110L135 109V107H134V109H131L134 105H133V106H129V101H130V105H132L133 99L129 98V99H130V100H129V99L127 98L128 94H127V95L125 94ZM203 96H204V97H203ZM235 96H233L232 99H234ZM258 96H260V95H258ZM258 96L255 97V99H257V101H259L260 98H261V97H258ZM75 97H76V96H75ZM222 97H223V98H222ZM227 98H226L225 100H228ZM230 98H231V97H230ZM230 98H229V100L231 101L230 104H233L235 101L233 102V100L230 99ZM73 99H74V98H73ZM75 99H76V98H75ZM75 99H74V100H75ZM79 99H80V98H79ZM196 99H197V100H196ZM77 100H78V97H77ZM77 100H76V101H73V100H72V102H76V103H77V102L80 101L81 99L78 100V101H77ZM127 100H129V101H127ZM134 100H135L134 103H136V101H137L136 98H134ZM198 100H199V101H198ZM197 101H198V102H197ZM221 101L218 102V105H222V103L225 104V102H227V101H225V102L222 101V103H221ZM194 102H196V103H194ZM210 102H211V103H210ZM210 102H209L210 105H209V103L206 104V105H209V107H211L212 99H211ZM261 102H262V101H259V104H260ZM205 103H206V102H205ZM219 103H221V104H219ZM193 104H192V105H193ZM230 104H229V101H228L227 104H225V105H230ZM262 104H263V103H262ZM140 105H141L142 109H144V108L147 109V108H148V107H145V106H144V108H143V106H142L143 103H141ZM263 106H264V104H263ZM263 106H262V107L260 106V110H259V111L262 112L261 114H264V108H263ZM129 107H130V108H129ZM137 107L140 108L139 106H137ZM137 107H136V108H137ZM209 107H208V108H209ZM214 108H217V105H216V107H215V106H214V103H213V104H212V108H211V109L209 108V110H210L211 112H213L214 114H216V115H215V118H216L217 116H218V117H221L222 115L219 116V115H218V114H219L218 111H220V109L222 110V108L218 106V109H219V110L217 109V110H218V111L216 110L217 112H215ZM142 109H140L141 112L146 111V109H144V111H143ZM140 110H139V111H140ZM149 110H150V113H148ZM152 110H153V109H152ZM148 111L146 112V113H147L146 116H148V114H149V116H150V115H151V112H153V111H151V109H148ZM210 111L208 112V114L210 113ZM158 112H159V110L157 111V113H158ZM194 112H195V113H194ZM194 112L192 113V118H193V120L195 119V117H196V119L198 118V114H197L198 112H196V111H194ZM260 112H258V114H259ZM85 113H86V112H85ZM217 113H218V114H217ZM87 114H90V113L87 112L86 115L83 114V117L85 118V116H86V118H87L86 121L89 120L88 122H91V123H92V121H90V120H91L94 116H92V114H91V115H90L91 117H89V115H87ZM153 114H154V112H153ZM159 114H160V112H159L157 115H159ZM258 114H257V115H258ZM261 114L258 115L259 117L257 116L258 120H262V119H264V118H263V117H264L263 115H262L263 117H260ZM74 115H75V114H74ZM74 115L71 114L70 116L75 117ZM134 115H135V114H134ZM155 115H156V111H155V114H154L153 116H154V118L157 119V120L160 119L161 116H160V117H159V116L156 117ZM211 115H212V114H211ZM87 116L89 117V119H88ZM149 116H148V117H149ZM133 117H134V116H132V118H133ZM148 117H147V118H148ZM151 117H152V116H151ZM151 117H150V118H151ZM211 117H212V116H211ZM213 117H214V115H213ZM84 118H83V119H84ZM86 118H85V119H86ZM90 118H91V119H90ZM136 118H137V116L134 117V119H136ZM215 118H213V119H215ZM255 118H256V116H255ZM257 118H256V119H257ZM259 118H260V119H259ZM73 119H74V118H73ZM93 119L95 120V118H93ZM137 119H138V118H137ZM137 119H136L135 122L138 123ZM152 119H153V117H152ZM152 119H151V120H152ZM217 119H218V118H217ZM217 119H216V120H217ZM94 120H93V123H92V124H94V127H93V125H91V126H92L93 129H94V128H97V129H94V130H93L91 127H89L90 129L93 130V131H90V132L92 133V135H91V134H90V135H91V136H94V138H91V136H90V138L85 139L84 142L82 141L83 143H85L86 141H87V144H91V143L95 142V141H94V139H95V135H97V134L95 133V130L97 131V130H98V127H99V124L101 125V123H103V124H102V127H99V128H101V129H103V128L105 127V128L103 129V131L100 130V131L103 133V135H104L107 131H110V130H111V131L113 130V132H115V133L113 134V136H111V135H112V132H111V133L109 132L110 135H109V134H108V135L105 134V136L107 135V136L109 137V140H108L107 138H104V136H102V135H101L100 137L96 136V139H100V138L102 139V137H103V139H105V140L107 139L108 141H110V140L113 141L114 144H112V145H113V146L115 145L114 147H116L117 151H118V150L120 151V152L118 151V154H117V151H116L115 153H116L117 155L120 154L119 156H121V154H122L123 158L125 159V157H126V159H128V161H129V159H130V162H132L134 165H136L137 168H138L139 165H140L141 168L139 167L140 169H138V170H140L141 172H140V171H139V172L141 173V175H142L143 177H145V179L147 178V176H149L147 179H148V180L150 179V180H149L150 182L152 181V182H151L152 185H153V183H154L153 186H154L156 189H162L163 191H168V193H170L171 191H174V190L171 188L172 186H171L169 183H167L166 181H164V184H162V182H163L162 180H160V182H159L160 184L158 183V181H157V183H156V180H157V179L155 180V178H154L153 176H151L150 173H149L150 175H149L148 173H146V172H150V163L147 162V161H145V160H147V159H145V157L142 156V152H144V149L147 147V145H144V142H143V140H145L144 137L141 135V139H140V138H139L140 136L138 137V134H141V132H142V134H143L144 127L146 128V127L148 126V124H147V126H145L146 124L143 123V125H144V126H142V127H143V128H142L143 131H140V127H141V126H139V125H141V124L139 123V124H138L139 128H137V129L139 130V132H136L137 130H135V131H130V133H129V130H133V128H132V129H130V128H131V127H134V126H133V125H134V124H133V123H134V120H132L133 122L130 121L133 125L130 126V128H129L128 125H130V122H129V124H128V121H127L128 119H127V120L124 119L125 121H127L126 123H127L128 125H127V124L125 125V124L123 123L124 125H122V130L125 131V133L123 134V132L121 131V129H119L120 132L118 131V128L121 127V126H118V127L113 128L112 125H110L111 127L108 126V124H107L108 121H107V122H106V121L103 122V120H102L101 122H99L100 120H95V121H94ZM129 120H130V119H129ZM149 120H150V119L148 118V121H146V122L148 123ZM157 120H154V121H157ZM258 120H256V121L259 122ZM97 121H98V122H97ZM125 121H124V122H125ZM263 121H264V120H263ZM95 122H96V124H95ZM139 122H140V121H139ZM144 122H145V121H144ZM216 122H217V121H216ZM104 123H105V124H104ZM137 123H136V125H137ZM141 123H142V121H141ZM255 123H256V122H255ZM255 123H254V124H255ZM262 123H264V122L260 121L259 123H257V124L254 125V127H256V131H255V128H254V127H253L254 129H251V125H252V124H251V125H250V124L247 125V129L249 128L248 126H250V128H249L248 130L251 131V132H249V131L247 132V133H248V136H249V133H250V135L258 134V129H257V128H259V127H257V126L259 125V126L262 127V125H263ZM261 124H262V125H261ZM136 125H135V127H136ZM213 125H214V124H213ZM256 125H257V126H256ZM89 126H90V125H89ZM96 126H97V127H96ZM107 126H108V127H107ZM123 126H124V128H125L127 131L124 130ZM126 126H128V127L126 128ZM138 126H137V127H138ZM252 126H253V125H252ZM263 126H264V125H263ZM109 127H110V128H109ZM181 127H182L181 125H178L177 131H178V133L180 132V135H181V136H183V135L185 136L186 134H183V132H181L182 129L184 130V128H183V127L181 128ZM245 127H246V126H245ZM245 127H243L244 130H245ZM171 128H172V129H171ZM212 128H213V127H212ZM212 128H209V130H208V135H209V139L212 138V139L214 140V139L218 138V137H217L218 133H217V135H216V134H213L214 136L216 135V136H215L216 138H214V136H212V133H216L217 129H216V128H213V129L216 130V131L213 130L214 132H212ZM135 129H136V128H135ZM169 129H170L171 132H172V130H173L172 125L169 127ZM250 129H251V130H250ZM105 130H106V132H105ZM193 130H194V129H190V130H188V133H190L189 131L192 132ZM252 130H254L255 132L253 131V133H252ZM98 131H99V130H98ZM98 131H97V132H98ZM100 131H99L98 133H100ZM245 131H247V130H245ZM245 131H244V132H245ZM93 132H94V133H93ZM116 132H117V133H116ZM131 132H132V135H131ZM169 132H170V131H169ZM171 132H170V133H171ZM218 132H219V131H218ZM256 132H257V133H256ZM127 133H128L129 135H127ZM133 133H134L135 135H134ZM136 133H137V134H136ZM192 133L195 134L196 131H193ZM247 133H246V134H243L242 136H243V137H245L244 135L247 136ZM254 133H255V134H254ZM94 134H95V135H94ZM210 134H211L212 137L210 136ZM116 135H117V136H116ZM130 135L132 136V138H131ZM220 135H221V137H222V136L224 137V140H223V138L220 137V139H222V143H223V145L221 144L222 146H221V145H219V146L223 147V148H221L222 150L224 149V151H228V149H227V148H228V144H229V141L232 139L233 136L231 137V135H230L231 139H229V137H228L229 135H226V136H225V135H222V134H220ZM107 136H106V137H107ZM110 136H111V139H110ZM240 136H241V135H240ZM240 136H239V137H240ZM127 137H128V138H127ZM135 137H137V139H136ZM227 137H228L229 140L227 139ZM114 138H115V139H114ZM117 138H118V139H117ZM96 139H95V140H96ZM112 139H114V140H112ZM138 139H139V140H138ZM142 139H143V140H142ZM183 139H185V138H183ZM212 139H211V140H212ZM226 139L228 140V142H227ZM233 139H234V137H233ZM233 139H232V141H233ZM246 139H247V138H246ZM69 140H70V139H69ZM69 140H68V141H69ZM92 140H93V141H92ZM117 140H118L119 142H118ZM234 140H235V139H234ZM91 141H92V142H91ZM99 141H100V140H99ZM99 141H97V142H99ZM103 141H104V140H103ZM115 141H116V144H115ZM140 141H141V142H140ZM204 141H206V140H204ZM71 142H72V141L70 140V143H71ZM101 142H102V140H101ZM142 142H143V145H142ZM226 142H227V143H226ZM111 143H112V142H111ZM139 143H140L141 145H140ZM145 144H147V140H145ZM144 146H145V148H143ZM219 146H218V147H219ZM224 146H225V147H224ZM119 147H120L122 150H121ZM218 147L215 146L214 148H218ZM258 147H259V146H258ZM118 148H119V149H118ZM7 149H8V147L6 148V150H7ZM116 149H115V150H116ZM205 149H206V148H204V149H202V150L200 149V151L198 150V151H199V155L203 156V155H202V151H203V152H204V155H206L207 157H208L207 154L209 153V155H211V156H210V159H211V158H214L213 156H215V154H217V153H216V149H215V151H214V149H213V152H212V153L209 152L207 149H206V150H205ZM219 149H220V147L218 148L217 152L219 151ZM221 149H220V150H221ZM141 150H142V151H141ZM204 150H205L206 152H205ZM222 150H221V151H222ZM258 150H259V149H258ZM122 151H123V152H122ZM256 151H257V150H256ZM121 152H122V153H121ZM125 152H126L128 155L130 154V156L127 157L128 155H127ZM140 152H141V154H140V157H139V153H140ZM206 153H207V154H206ZM210 153H211V154H210ZM257 153H258V152H257ZM125 154H126V155H125ZM132 154H134V156H133ZM135 154H136V155H135ZM137 154H138V155H137ZM124 155H125V156H124ZM119 156H118V157H119ZM118 157H117V158H118ZM132 157H135V160H136L137 162L134 161V162H135V163H134L133 160L131 161V158H132ZM141 157H143L144 160H143ZM226 157H227V156H226ZM119 158H120V157H119ZM123 158H122V161H123ZM136 158H137V159H136ZM140 158H141V159H140ZM204 158H206V157H204ZM126 159L123 161L124 163L126 162ZM139 159H140V161H139ZM227 159H228V158H227ZM119 160H121V159H119ZM198 160L200 161V162L197 164L198 167L200 168L199 170H201V168H202V170H203V171L201 170L199 173H200L201 175H204V174H207V173L210 175V173H212L213 175H212V176L210 175V177H212V180H214L215 178H218V177H216V176H220V175H222V177H224V176H225V178L228 177V178L226 179V180L228 181L229 178L234 179V178L237 176V173H238V175H239V171H238V169H237V168H236L237 170L234 169V167H235V166L237 167L238 164H237V165H234V167H233V166H230V167H232L233 169L231 168V169H232V170H231L232 172H229V173H228V171L226 172L225 167L220 166V165H219V166H218V165L215 166V168H210V169L212 170V172H210V171H211L210 169H208V170H210V171L207 172V171H206L207 168L205 169L206 165H205V164H202V165H201V163H203L202 160H200V159H198ZM198 160H197V161H198ZM211 160H212V159H211ZM122 161H121V163L123 164ZM128 161H127V163H125V164H127V165H128V164H131L130 162L128 163ZM140 162H141V163H140ZM54 163H55V162H52L50 165H52V164H54ZM204 163H205V162H204ZM242 163H243V162H242ZM242 163H241V164H242ZM137 164H138V166H137ZM3 165L5 166V165H7V164L4 163ZM147 165H149V166H147ZM203 165H204V166H203ZM201 166H202V167H201ZM240 166H241V165H240ZM247 166H248V167H247ZM254 166H255V165H254ZM254 166H253V165H250L249 162H248V165H247V162L245 161V162H244V166H242L243 168H241V167H240V168H241V171H242L243 169H245V171L250 170V171L247 172L248 174H249V172H250L251 175H253V174L256 175L254 172H253V173L251 172V171H253V170L257 167V166H255V167H254ZM145 167H146V168H145ZM218 168H219L220 170L223 168L222 171H220L221 173H220V172H219V173L217 172V169H218ZM227 168H229V166H228ZM238 168H239V167H238ZM248 168H249V169H248ZM253 168H254V169H253ZM144 169H146V170L148 169L149 171H148V170L146 171V170H144ZM204 169H205V170H204ZM214 169H215L216 171H215ZM219 169H218V170H219ZM247 169H248V170H247ZM251 169H252V170H251ZM142 170H143V172H142ZM233 170H235V171L237 172L236 175H235V173H234L235 177H234L233 175L230 174V173H233V172H234ZM255 170H257V168H256ZM145 171H146V172H145ZM205 171H206L207 173H206ZM213 171H214V172H217L218 174L215 175L216 173H213ZM224 171H225V172H224ZM243 171H244V170H243ZM245 171H244V172H245ZM257 171L259 172V170H257ZM209 172H210V173H209ZM222 172H223V173H222ZM144 173H145V174H144ZM245 173H246V172H245ZM247 173H246V174H247ZM143 174H144V175H143ZM147 174H148V175H147ZM219 174H220V175H219ZM223 174H225V175H223ZM227 174H228V175H227ZM229 174H230V176H229ZM145 175H146V176H145ZM232 176H233L234 178H233ZM237 177H238V178H237ZM237 177H236V179H235L236 181H234L235 186L232 185L234 188L231 186L234 190L231 189V187H230L229 195H227V191H228L229 188H227L228 186H227L226 184H228V182H229L230 180L227 182L226 180H224V179H225V178H224V179H222V181H221V177H219L220 182H218V184H219V183H220V184H219V185L217 184L218 186H216V184H215V185L213 184V185H214V187L216 186L215 188H217L216 190L218 191V188L220 187V185H221L224 181L226 182V183L224 184V187H225V188H223V186H221V187H222V188L220 189L221 191H218V192L216 191V192H217L216 194L218 195L219 193L222 192V193H221L222 195L219 194L220 196H226L225 199L228 197V198L226 199V201L231 202V205H232V206H230V207H231V208L233 207V209L235 210V211L233 212V215H234V217H236V218L239 219V216L241 215L240 212H239V211H241V210L239 209V208H240V202H239V201L242 200V198H244L243 200H244V202H246V201H245V199H246V193H247V191L250 192V191H249L250 189L248 190V188L246 187V186H247V181H246L244 178H243V179H244V181L246 182V185H245V182L243 181V179H242L241 177H240V178H239V176H237ZM151 178H153V179H151ZM213 178H214V179H213ZM212 180H211V178H210V180H209V185H208L207 190H206V192H208V193L205 192L207 195L210 194V191L212 192V191L214 190L213 192H215V188H213V187H212L213 185H211V184L217 182L216 180H218V179L214 180L215 182H214V181L212 182ZM154 181H155V182H154ZM210 181H211V183H210ZM218 181H219V180H218ZM155 184H157V185H155ZM230 184H231V181H230ZM230 184H229V186H230ZM236 184H237V185H236ZM159 185H160V186H159ZM164 185L167 186V187L165 188ZM161 186H162V187H161ZM209 186H210V187H209ZM236 186H237V187H236ZM164 188H165V189H164ZM168 188H169V189H168ZM208 188H211L210 191H209ZM235 188H236V189H235ZM246 188H247V190H246ZM58 189H59V188H58ZM58 189H56L55 192H57ZM61 189H62V187H60L59 190H61ZM166 189H167V190H166ZM171 189H172V190H171ZM59 190H58V191H59ZM170 190H171V191H170ZM223 190H225V192H224ZM231 190H233V192H232V194L234 193L233 195L231 194ZM236 190H237V191H236ZM169 191H170V192H169ZM234 191H235L236 193H235ZM176 192H177V191H174V193H173V194L178 195V196H176V198H179V200H181L182 202H183L184 200L187 201V199H186L185 197H184L185 199L182 197V194H181L180 192H178V193H176ZM223 192H224V193H223ZM171 193H172V192H171ZM171 193H170V194H171ZM237 193L240 194V197H239V195H236ZM225 194H226V195H225ZM252 194H253V193H252ZM231 195H232L233 197H231ZM229 196H230V197H229ZM235 196H238V198L235 199V198H236ZM249 196H251V194H250ZM234 197H235V198H234ZM252 197H253V196H252ZM230 198H231V199H230ZM239 198H240V199H239ZM250 198H251V197H250ZM238 199H239V200H238ZM94 200H95V201H94ZM230 200H231V201H230ZM232 200H233V201H232ZM235 200H236V202H237V200H238V202H237L238 205H237V206H236ZM94 202L97 203V200H96V199H93V204H94ZM212 202H213V201H212ZM232 202H233L234 204H233ZM183 203H184V202H183ZM185 203H186V202H185ZM186 204H187V203H186ZM94 205H95V204H94ZM233 205H234L235 207H234ZM236 207H237L239 210H237ZM224 208H225V207H224ZM221 210H222V208L219 210V214H220V211H221ZM226 211L228 212V208L223 209L221 212L224 213V212H226ZM237 211L239 212V215H238ZM116 212H117V211H113V212H111V214L108 213V215H103V216H102V219H103L104 221H106V220L108 221V222H106V223H108V224L113 223L114 225L111 224V225H113L112 228H115V229H112V230L110 229L111 231H110V230H109V231H104V230L102 231V230H101V231L99 232L98 235H100L101 237L103 236V237H102L103 239H102L100 236H99V237H100L101 239H100V238H99V239L102 240L104 243H105V241H107V240H115V239H119V240H121V241L124 240V239H121V238H124L125 236L123 237V234H122V232H121L122 230H120V228H121V226H123V224H125L128 220L125 219V218L123 219L124 216H123L122 214H117ZM229 212H230V211H229ZM118 213H119V212H118ZM241 213H242V212H241ZM227 214L229 215L230 213H227ZM119 215H120V216H119ZM221 215H222V214H221ZM224 215H226V214H224ZM105 216H107V217H105ZM97 218H98V220H97ZM246 218H247V219H246ZM95 219H96L97 221H94ZM105 219H106V220H105ZM108 219H109V220H108ZM249 219H251V218H250V217L248 218V215H246V217H244V219H243V222H244L245 224H248V222H249L248 220H249ZM126 220H127V221H126ZM161 220H164V221H166V222H167V221L169 222V219H167V220H166V219H161ZM92 221L97 223V222L100 221V218H99V217H94V218H92ZM111 221H112V222H111ZM116 221H119V222H117V223H118V225H120V228H119V226H117ZM141 221H144V219L142 218ZM247 221H248V222H247ZM109 222H110V223H109ZM120 222H123V223H120ZM166 222H161V221H160V224H161V225L156 224V225H154V228L151 226V229H152V230H153V229L155 230L156 228H158V227H160V226H163V225L167 226V223H168V222H167V223H166ZM115 223H116V225H115ZM119 223H120V224H119ZM163 223H165V224H163ZM169 223H170V222H169ZM169 223H168V224H169ZM97 224H98V223H97ZM121 224H122V225H121ZM176 225H177V226H176ZM181 225H184V224H182V223H180V222H178V224L175 223V225H174V227H173V232H174V231H175V232H174V233H173V232L171 233V235H170V236H172V237H171V240H169L170 236H168L169 238L167 237L168 240H167L166 244H167V243H168V244H169V243H172L173 240L177 239V237H179L184 231H188V230H189V229H188L189 226H186V225H185V226L183 227V226H181ZM247 226L249 227V225H246V227H247ZM248 227H247V229H248ZM263 228H264V226H263ZM263 228H262V226H261V229H262V231L264 232V229H263ZM247 229H245V231H246ZM250 229H254V227H253V226H250V227H249V229H248L249 231H248V230L246 231V232H248V234H251V233L254 231V230H252V232H251ZM117 230H118V231H117ZM177 230H178L179 233H181L180 235L177 233ZM119 231H120V233H119ZM180 231H181V232H180ZM258 231H260V233H261V230H258ZM106 232L108 233L107 236H106ZM109 232H110V233H109ZM104 233H105V234H104ZM112 233H113V234H112ZM153 233H154V232H153ZM111 234H112V235H111ZM120 234H121V235H120ZM176 234H178L177 237H176ZM263 235H264V234H263ZM108 236H109V237H108ZM173 236H174V237H173ZM261 236H262V234H261ZM54 237H55V236H52V238H54ZM104 237H107V239H106V238L104 239ZM117 237H118V238H117ZM262 237L264 238V236H262ZM112 238H113V239H112ZM140 238H141V237H139V238H138V237L134 238L132 235H128V237L126 236V239H125V240L127 241V240H129V239H130V240L135 239V240H133V241H134V242H137V240H140ZM54 239H56V237H55ZM172 239H173V240H172ZM125 240H124V241H125ZM141 240H142V239H141ZM141 240H140V241H141ZM124 241H123V242H124ZM140 241H139V242H140ZM103 242H102V243H103ZM249 244H250V242H247V244L244 243V244L239 245V246H242V247H240V248H243V249L245 248V250H247V249L249 248V247H247V245L250 246ZM103 245H104V244H103ZM243 245H246V246L243 247ZM170 246H171V248H172V247L174 248V246H172V245H170ZM64 247H65V248H64ZM141 247H142V251H144L143 248H145V247H143V246H141ZM146 247H147V246H146ZM246 247H247V249H246ZM62 248H64V250H65L66 248L69 249L70 246L68 245V243H66V244H63V247H62ZM171 248L168 247L167 250H168V249L170 250ZM173 248H172V249H173ZM145 249H146V248H145ZM147 249H148V247H147ZM148 250H149V249H148ZM148 250H147V251H148ZM150 250H151V249H150ZM150 250L148 251V253H150ZM191 250H192V249H191ZM193 250H194V249H193ZM84 251H85V252H84ZM84 251H83L81 254H83V253L85 254L87 250H84ZM151 251H152V250H151ZM155 251H156V250H155ZM155 251H152V253H155ZM90 252H91V249H89V253H90ZM144 252H145V251H144ZM157 252H158V251H156V253H157ZM189 252H190V251H189ZM89 253H88V254H89ZM148 253L145 252V254H144V255H145L144 258L146 257L145 259H147V257H149V258L147 259V261H149L150 264H153V263H154V264H157V263L159 262V261L156 260L157 258L153 259L155 256L151 253V255L149 254V255L151 256V257H150L149 255H147ZM84 254H83V255H84ZM86 254H87V253H86ZM86 254H85V255H86ZM146 255H147V256H146ZM152 255H153V256H152ZM158 255H159V252H158ZM186 255H187V253H186ZM186 255H185V256H186ZM152 257H153V258H152ZM182 258H183V259H179L178 261L176 260V261H175V264L180 263V262H181L180 260H186V259H188V260H187L188 262L191 261V259H190V258H187V256L185 257L186 259H184V257H182ZM195 258H197V256L194 257V260H192L193 262H192L191 264H195V263H194V261L196 260ZM136 260H137V259H136ZM134 261H135V260H133V263H134ZM187 261H186L185 263H184V261H183V263L186 264ZM93 262H95V261H92V260H91V263H88V264H92ZM138 262H139V263H142V260H141V261L138 260V261H137V264H138ZM95 263L98 264L97 261H96ZM135 263H136V261H135ZM135 263H134V264H135ZM149 263H146V264H149ZM183 263H182V264H183ZM245 263H246V262H245ZM93 264H94V263H93ZM144 264H145V263H144ZM169 264H172V263H169ZM187 264H190V263H187Z\"/></svg>","mask_w":264,"mask_h":264}]
</instances>
